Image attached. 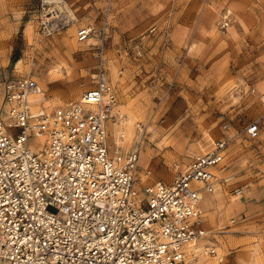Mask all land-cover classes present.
<instances>
[{
  "label": "rangeland",
  "instance_id": "374dc122",
  "mask_svg": "<svg viewBox=\"0 0 264 264\" xmlns=\"http://www.w3.org/2000/svg\"><path fill=\"white\" fill-rule=\"evenodd\" d=\"M58 4L76 20L49 33L44 7ZM104 24L105 68L117 95L109 145L139 150L136 189L169 183L227 125L234 137L225 163L242 193L230 196L218 186L212 205L201 204L220 258L204 259L264 264V0H0V102L2 84L19 77L39 85L48 111L75 101L94 85ZM84 28L90 39L78 43ZM126 114L133 135L119 142L112 125ZM253 122L256 140L245 134Z\"/></svg>",
  "mask_w": 264,
  "mask_h": 264
},
{
  "label": "built area",
  "instance_id": "2783aa9c",
  "mask_svg": "<svg viewBox=\"0 0 264 264\" xmlns=\"http://www.w3.org/2000/svg\"><path fill=\"white\" fill-rule=\"evenodd\" d=\"M105 28L94 85L80 100L46 111L32 100L41 93L32 78L2 84L0 264H195L216 256L202 192L213 195L218 185L230 196L242 193L225 163L234 135L223 125V137L169 183L136 189L139 150L112 151L106 131L117 95L105 68ZM90 36L91 29H81L77 42ZM132 52L142 57L138 45ZM245 134L256 140L258 123ZM41 137L40 146H30Z\"/></svg>",
  "mask_w": 264,
  "mask_h": 264
},
{
  "label": "bare ground",
  "instance_id": "6f19581e",
  "mask_svg": "<svg viewBox=\"0 0 264 264\" xmlns=\"http://www.w3.org/2000/svg\"><path fill=\"white\" fill-rule=\"evenodd\" d=\"M68 10L69 9H67L66 7H63L62 5H59V4L56 5V6H54V7H50V8L44 7V13H45V15H44V25H46V28L48 29L47 31L49 33H52V31L57 30V29H60V28H62L64 26L68 25L70 22L72 23V22H74V20H76L75 17H73L71 15L70 10L69 11ZM59 19H60V21H62V23L64 21H65V23H63L60 26H55L57 22L54 23L53 21L54 20H59ZM56 71H62V70L60 69V67H58ZM38 87H39V85H38ZM39 89H40V87H39ZM40 91H41V89H40ZM81 94H80V96H81ZM80 96L77 99H75V101L80 100ZM32 100L35 101V102L41 103V105L46 109V111H48L47 108H46L48 106L46 105V100H45V97H44L42 91H41V93L39 95H36L35 97H33ZM72 102H74V101H72ZM116 108H117V106L115 107L114 112L112 114V117H111L112 119L114 118V114L116 112ZM122 121L123 122L120 125H118V124H113L112 125L113 126V129L116 130V133H115L116 134L115 135L116 136V140H118L119 142H121L122 139L123 140H129L130 141L132 139V135H133V123H134V119L131 116H129V115L126 114V115L123 116V120ZM109 122H108V124H109ZM108 124L106 125V131H107ZM143 177L145 179L148 178V174L145 175V176H142L141 178H143ZM144 178H143V180H145ZM150 184H152V183H150ZM150 184L148 183L147 185H150ZM217 187H218V185L216 186V188L214 190V193L216 192ZM202 194H203L202 197L204 195H206V194H204V192H202ZM215 252H216V256L215 257H212V258L219 261L220 258L218 256L217 250H215ZM204 258H207V257H201V258H199L195 264H200L203 260H205Z\"/></svg>",
  "mask_w": 264,
  "mask_h": 264
},
{
  "label": "crops",
  "instance_id": "0c3cea01",
  "mask_svg": "<svg viewBox=\"0 0 264 264\" xmlns=\"http://www.w3.org/2000/svg\"><path fill=\"white\" fill-rule=\"evenodd\" d=\"M77 99V98H76ZM111 125V124H110ZM210 141L212 142V140L210 139ZM206 196V197H205ZM214 197L213 196H211V195H208V194H206V195H204L203 196V199H202V203L201 204H203L206 208L207 207H210L211 205H212V199H213ZM208 199H211L210 201H208ZM205 260H203L201 263H203ZM200 263V264H201ZM204 264H208V263H206V261L204 262Z\"/></svg>",
  "mask_w": 264,
  "mask_h": 264
},
{
  "label": "water",
  "instance_id": "95a60500",
  "mask_svg": "<svg viewBox=\"0 0 264 264\" xmlns=\"http://www.w3.org/2000/svg\"><path fill=\"white\" fill-rule=\"evenodd\" d=\"M60 26V25H59Z\"/></svg>",
  "mask_w": 264,
  "mask_h": 264
}]
</instances>
